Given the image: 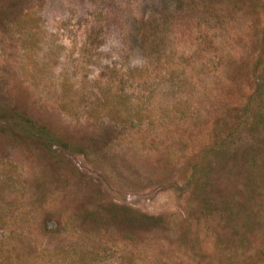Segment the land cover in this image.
<instances>
[{"label": "rangeland", "instance_id": "obj_1", "mask_svg": "<svg viewBox=\"0 0 264 264\" xmlns=\"http://www.w3.org/2000/svg\"><path fill=\"white\" fill-rule=\"evenodd\" d=\"M0 264H264V0H0Z\"/></svg>", "mask_w": 264, "mask_h": 264}]
</instances>
